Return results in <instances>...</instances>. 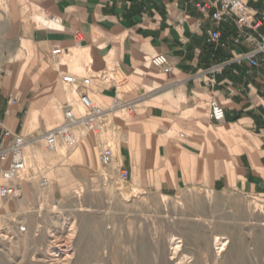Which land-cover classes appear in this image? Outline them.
<instances>
[{
	"label": "crops",
	"instance_id": "obj_1",
	"mask_svg": "<svg viewBox=\"0 0 264 264\" xmlns=\"http://www.w3.org/2000/svg\"><path fill=\"white\" fill-rule=\"evenodd\" d=\"M201 2L0 0V122L27 141L31 178L37 147H47L46 135L62 125L67 106L77 116L87 113L86 93L106 111L119 101L134 112H107L99 135L74 128V147L59 141L69 176L89 169L93 150L101 156L111 147L112 164L137 190L264 197V28L216 26L199 11ZM249 8L261 13L264 0ZM210 30L222 33L224 46L207 43ZM57 49L62 54L53 56ZM252 53L257 67L246 58ZM157 55L168 57L171 73L152 66ZM217 66L222 70L212 73ZM68 76L91 83L77 90L63 82ZM212 101L225 110L221 123L210 118Z\"/></svg>",
	"mask_w": 264,
	"mask_h": 264
},
{
	"label": "rangeland",
	"instance_id": "obj_2",
	"mask_svg": "<svg viewBox=\"0 0 264 264\" xmlns=\"http://www.w3.org/2000/svg\"><path fill=\"white\" fill-rule=\"evenodd\" d=\"M66 148L38 146L36 176L27 170L20 196L0 199V264H264V197L137 190L96 150L69 176Z\"/></svg>",
	"mask_w": 264,
	"mask_h": 264
},
{
	"label": "built area",
	"instance_id": "obj_3",
	"mask_svg": "<svg viewBox=\"0 0 264 264\" xmlns=\"http://www.w3.org/2000/svg\"><path fill=\"white\" fill-rule=\"evenodd\" d=\"M252 0H203L198 5V9L204 18L210 20L214 25L219 26L221 23L233 21L239 30L242 32L245 29H252L258 31L264 28V10L261 13H256L250 10L249 3ZM262 40L259 51H264V35H260ZM222 33L219 30H210L208 32V44H222ZM224 46V44H222ZM62 54L61 49L52 52L53 56ZM246 58L250 61L252 67L259 66L255 59V54H248ZM151 64L156 69L164 73H171L172 66L166 55L155 56ZM222 66H217L211 69V72H218L222 70ZM63 82L69 86L75 87L77 90L85 89L90 85L91 79H85L79 83L73 76L63 78ZM123 84H116L115 89L121 91ZM81 102L87 113L82 116H77L71 106H67L64 111V121L55 130L46 135V144L49 151H55L58 142L62 141L68 147L76 145V137L73 134V129L79 126L86 128L94 133H100L102 130V119L107 112H114L118 110H125L132 114L134 107L130 104H121L117 101L109 111L96 106L90 97L83 93ZM211 120L221 123L225 120V110L216 101L211 102ZM27 141L19 135L7 130L0 122V178L3 184L0 185V199L17 198L22 193L20 184L21 175L27 170L25 158V146ZM115 157L114 150L111 147L103 149L100 162L103 166H109L113 163ZM128 173L126 171H119L118 180L120 183H128ZM46 187L48 182L44 179L40 184ZM26 228L21 227L20 232H25Z\"/></svg>",
	"mask_w": 264,
	"mask_h": 264
},
{
	"label": "bare ground",
	"instance_id": "obj_4",
	"mask_svg": "<svg viewBox=\"0 0 264 264\" xmlns=\"http://www.w3.org/2000/svg\"><path fill=\"white\" fill-rule=\"evenodd\" d=\"M218 242H220V240L218 241ZM222 243V242H221ZM222 245V244H221ZM178 248V247H177Z\"/></svg>",
	"mask_w": 264,
	"mask_h": 264
}]
</instances>
